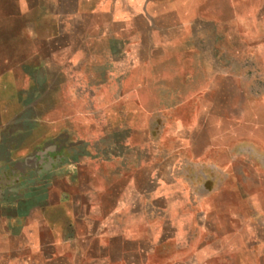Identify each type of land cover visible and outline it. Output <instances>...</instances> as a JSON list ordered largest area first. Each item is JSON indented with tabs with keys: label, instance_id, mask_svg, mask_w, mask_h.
<instances>
[{
	"label": "crops",
	"instance_id": "obj_1",
	"mask_svg": "<svg viewBox=\"0 0 264 264\" xmlns=\"http://www.w3.org/2000/svg\"><path fill=\"white\" fill-rule=\"evenodd\" d=\"M256 7L122 4L117 46L86 60L103 107L71 116L102 143L58 129L55 159L11 161L0 231L18 249L0 264H264V89L252 90L264 88V0Z\"/></svg>",
	"mask_w": 264,
	"mask_h": 264
},
{
	"label": "rangeland",
	"instance_id": "obj_2",
	"mask_svg": "<svg viewBox=\"0 0 264 264\" xmlns=\"http://www.w3.org/2000/svg\"><path fill=\"white\" fill-rule=\"evenodd\" d=\"M250 1L255 10L260 8L257 4L263 5V0ZM124 2L129 0H0V189L7 185L11 194L12 183L18 182L14 177L18 173H12L19 170L18 165L11 161L34 156L44 164L56 158V147L66 143L64 134L56 138L58 129L70 131L72 140L99 137L102 143L101 135H93L99 130L86 129L71 116L103 107L98 93L86 90V82L90 78L95 81L96 73L89 71L86 60L101 59L106 56L104 51L117 46L118 28L112 20L123 14ZM253 36L257 38V32ZM251 68L247 77L259 82L260 67L254 63ZM230 73L235 76L238 72ZM107 89L115 91L114 86ZM261 89L252 87L253 94L258 95ZM186 105L196 114L197 102ZM175 145L179 141L174 137ZM62 150L64 157L68 151L72 154L70 149ZM88 152L94 157L116 154L94 149ZM17 249L0 231V260Z\"/></svg>",
	"mask_w": 264,
	"mask_h": 264
}]
</instances>
